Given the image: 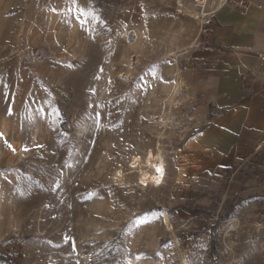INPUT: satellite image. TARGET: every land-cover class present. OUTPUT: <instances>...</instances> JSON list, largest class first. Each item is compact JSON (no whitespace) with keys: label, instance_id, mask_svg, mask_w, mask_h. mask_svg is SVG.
I'll return each instance as SVG.
<instances>
[{"label":"rangeland","instance_id":"1","mask_svg":"<svg viewBox=\"0 0 264 264\" xmlns=\"http://www.w3.org/2000/svg\"><path fill=\"white\" fill-rule=\"evenodd\" d=\"M191 2L0 0V264H264V208L152 171L195 121Z\"/></svg>","mask_w":264,"mask_h":264},{"label":"crops","instance_id":"2","mask_svg":"<svg viewBox=\"0 0 264 264\" xmlns=\"http://www.w3.org/2000/svg\"><path fill=\"white\" fill-rule=\"evenodd\" d=\"M208 29L193 34L182 53L191 62L195 121L179 147L182 158L166 170L185 185L264 208V11L225 5Z\"/></svg>","mask_w":264,"mask_h":264},{"label":"built area","instance_id":"3","mask_svg":"<svg viewBox=\"0 0 264 264\" xmlns=\"http://www.w3.org/2000/svg\"><path fill=\"white\" fill-rule=\"evenodd\" d=\"M192 11L202 24V31L208 32L209 25L212 23L216 11L225 6L232 5L242 11H246L250 6H256L264 11V0H191ZM264 61V49L259 54ZM258 78V74H253V79ZM168 172L164 173V180ZM165 182V181H164Z\"/></svg>","mask_w":264,"mask_h":264},{"label":"bare ground","instance_id":"4","mask_svg":"<svg viewBox=\"0 0 264 264\" xmlns=\"http://www.w3.org/2000/svg\"><path fill=\"white\" fill-rule=\"evenodd\" d=\"M151 165L154 164L152 167V171L154 174V178L157 180H162L165 171V166H164V157L162 155L161 150H159L152 158ZM141 161H137V163H140ZM162 183V182H161Z\"/></svg>","mask_w":264,"mask_h":264},{"label":"trees","instance_id":"5","mask_svg":"<svg viewBox=\"0 0 264 264\" xmlns=\"http://www.w3.org/2000/svg\"><path fill=\"white\" fill-rule=\"evenodd\" d=\"M214 117V114L211 113L208 116V119H212ZM177 208H181L183 210L188 211L189 213H193L196 215H203V214H211L210 211L206 210V209H201V208H193V207H189L187 205H178ZM216 252V245H215V240H214V236L211 239V254L214 255Z\"/></svg>","mask_w":264,"mask_h":264},{"label":"snow or ice","instance_id":"6","mask_svg":"<svg viewBox=\"0 0 264 264\" xmlns=\"http://www.w3.org/2000/svg\"><path fill=\"white\" fill-rule=\"evenodd\" d=\"M25 151H27V149H25Z\"/></svg>","mask_w":264,"mask_h":264}]
</instances>
